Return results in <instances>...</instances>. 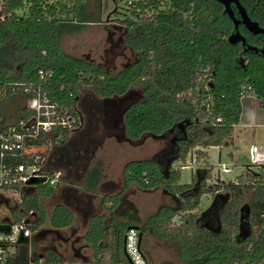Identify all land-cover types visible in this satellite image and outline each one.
<instances>
[{
    "label": "trees",
    "instance_id": "16d2710c",
    "mask_svg": "<svg viewBox=\"0 0 264 264\" xmlns=\"http://www.w3.org/2000/svg\"><path fill=\"white\" fill-rule=\"evenodd\" d=\"M118 1L113 0L116 5ZM239 2L264 27V0ZM124 4L131 19L126 20L123 42L134 58L111 76L100 66L65 54L60 48V31L73 23L69 15L87 21L82 13L84 0H1L0 52L8 49L12 63L6 65L0 60V99L16 94L26 101L33 89L40 88L77 115L79 87L90 86L102 101L122 103L117 112L122 132L119 138L130 142L149 136L164 140L151 157L130 160L123 167L126 183H134L141 190L161 187L172 202L171 206H160L138 226L140 234L150 230L175 242L181 258L189 264H264L261 170L247 169L233 181L209 185L211 168H198L189 183H182L180 169L169 164L175 160L185 164L189 153L199 161L207 157V152L198 146L232 141L241 113L243 85L251 86L249 92L262 98L264 107V65L260 56L250 52L245 68L237 64L242 44L227 41L234 31L233 23L216 0H124ZM231 6L238 16L235 6ZM242 31L247 39L259 38L244 26ZM16 63L20 64L18 73L14 71ZM206 72L207 78L202 79ZM27 87L29 92L25 91ZM206 95L212 96L208 106ZM30 115L24 105L20 118L27 120ZM216 116L221 117L220 122L214 121ZM79 125L40 135L32 142L45 149L50 142L62 144ZM89 173L91 180L97 181L98 173ZM37 187L45 194L52 189L48 185ZM248 189L251 192L246 196ZM205 194L211 195V204L197 213L200 197ZM227 194L229 200L223 202ZM25 212L23 217L33 216L28 225L32 231L46 221L40 200L33 199ZM104 217L93 218L84 236L95 251V264H129L122 249L127 223L111 220L105 224ZM71 221V214L60 205L48 220L58 229ZM22 241L27 243L28 238ZM101 241H106L104 247L109 253L103 261L98 253ZM18 255L9 263L17 257L27 258L25 251ZM44 263L60 264V260L50 252Z\"/></svg>",
    "mask_w": 264,
    "mask_h": 264
},
{
    "label": "rangeland",
    "instance_id": "374dc122",
    "mask_svg": "<svg viewBox=\"0 0 264 264\" xmlns=\"http://www.w3.org/2000/svg\"><path fill=\"white\" fill-rule=\"evenodd\" d=\"M46 1L53 2L54 0ZM126 7L124 0H119L117 5L113 0H84L82 13L86 16L85 20L87 21H78L72 14L69 15L68 19L72 20L73 23L65 25L59 33V44L62 52L73 57L86 59L94 65L103 68L111 76L115 75L126 65L131 64L134 58L133 52L123 42V37L126 33L124 30L126 20L131 19L130 12ZM0 57L1 63L11 65L12 60L8 49L2 50ZM14 71L17 73L20 72V64H15ZM207 74L209 73H203L202 79L207 78ZM208 80L210 79L208 78ZM261 102L262 98H258L253 91L246 94L241 99L239 121L234 125L233 143L205 147L207 151L205 162L193 161L194 153H189L186 158V165L180 168V181L189 182L191 180L192 170L197 166V163H202L200 165L211 168L213 177L219 174L221 179L225 181L235 180L247 168L253 167L251 169L255 172L260 170L255 166V163L257 161L264 166V107H262ZM25 104V100L16 94L1 98L0 127L11 124L20 118L21 108ZM90 105L102 107V99L92 87L80 86L76 100V108L82 118L81 125L71 133L70 137L64 143L52 144L50 142L46 146V149L42 146L41 149L46 150V167L48 169H51L52 161L56 159V156L66 158L71 164L74 163V160L79 162V159H75V153L82 151L81 148L85 145L81 140H78V137L85 132L89 121L93 125V129L90 130L93 133V139L89 141L87 146V154L91 153L93 156L91 158V165H89L91 168L92 166L94 168V166L101 167L104 165L106 166L104 168H108V173L117 171L119 166L116 163L118 161L122 162L123 159L138 155L148 158L163 146V138L145 137L141 144L137 145L129 144L125 141L124 137L120 139L117 132L114 130L109 131V129L107 130L105 128L100 117L97 118V115L100 113L95 112ZM90 114L93 116H90ZM110 116L112 117L111 114ZM230 153L233 155V158H231ZM87 154L84 156L87 157ZM181 163L178 160L174 163L173 167H179ZM221 164L227 166L229 171L223 172ZM74 177L76 176L74 175ZM213 177L208 180L207 183L209 185L215 181ZM40 188L38 187L37 194L31 193L26 195L22 192V187L9 190L7 192L9 195L7 202L9 208L2 205L0 213L8 215L13 221H18L19 217L25 215V211L33 202V199H40V202L45 208L46 221L39 227L49 226L47 218L52 207V201L41 194ZM250 192L251 189H248L246 196L250 195ZM130 199L138 207V213L142 220H146L149 216L155 214L160 206L172 205L170 198L163 193L160 187L145 191L137 190L134 196H130ZM14 200L18 203L17 208H13L16 205ZM211 201L210 194L202 195L200 197V203L196 208L197 213L198 211L205 210L211 204ZM19 209H22L24 213H20ZM67 230L62 229L60 233L63 234ZM141 234L142 247L146 252L150 264H156L158 262L189 264L181 258L178 245L175 242L159 237L148 230L143 231ZM27 243L29 247L27 258L21 260L17 257V261L15 260L12 264H29L30 257L33 256L36 258L38 253L43 252L42 249L46 245L51 247V251H48L45 255L53 252L60 260V264H72L75 262L73 260L75 255L73 248H71L70 244L68 245L61 241V238L57 234H53V236L46 235L42 238L36 237L33 242L30 237ZM82 253L89 254V251L82 250Z\"/></svg>",
    "mask_w": 264,
    "mask_h": 264
},
{
    "label": "built area",
    "instance_id": "2783aa9c",
    "mask_svg": "<svg viewBox=\"0 0 264 264\" xmlns=\"http://www.w3.org/2000/svg\"><path fill=\"white\" fill-rule=\"evenodd\" d=\"M39 73L41 74V71ZM250 88L249 84L241 87L242 98ZM25 91L29 92L30 89L27 87ZM32 92L33 95L25 101L26 107L31 111L29 118L27 120L18 118L0 130V209L2 205L9 208L7 203L9 190L18 187L23 189L36 188L38 185L52 187L58 185L62 176L61 171L46 167V151L43 154L42 146L34 145L32 140L54 130H72L79 123L81 125L79 114L75 115L58 101L51 100L40 88L33 89ZM204 99L207 106L212 104L211 95H206ZM214 121L220 122L221 117L216 116ZM255 164L261 170L264 179V166L257 162ZM221 166L223 172L229 171L227 166L223 164ZM32 178L35 181L29 183ZM31 222L30 217L13 221L8 215L0 213V264H10L9 262L13 260L17 245L31 235L32 230L28 227ZM123 249L132 264H149L137 227H127L123 238ZM34 260L36 264H45V259L40 256L32 257L29 264Z\"/></svg>",
    "mask_w": 264,
    "mask_h": 264
},
{
    "label": "crops",
    "instance_id": "0c3cea01",
    "mask_svg": "<svg viewBox=\"0 0 264 264\" xmlns=\"http://www.w3.org/2000/svg\"><path fill=\"white\" fill-rule=\"evenodd\" d=\"M3 127L4 126H1L0 130ZM232 140H233V135H232ZM125 141H127L131 145H137V144H141L143 140L138 142H130L125 139ZM230 143L232 144L233 142L231 141L223 145H228ZM198 149L206 151L205 147H200ZM230 156L231 158H233V155L231 153ZM76 157L75 159L76 160L79 159V162L74 160V163L71 164L70 162H68L66 158H63L62 156H56V159H53L52 161L51 169L61 171L62 174L61 180L58 183V185L52 187L49 193L45 194L41 190L40 192L41 194L45 195L48 199L52 201V207L50 209V213L47 218L48 220L52 210L57 205L63 206L71 214V218H72L71 224L62 229L73 228L72 233L69 235L68 240L65 242L68 245L70 244L71 248H73L74 250L75 255L73 260H75V262L73 264H95L96 262V256L94 255L95 251L93 247L85 241L84 238L87 230L89 229L90 222L91 220H93V218L104 215L105 224L110 223L111 220H115L119 223H127V227L135 226L137 228L138 226H140V224H143L146 221L145 219L144 220L141 219L140 214L138 213L139 212L138 207L134 202L132 203L130 199L131 195L134 196L137 190H141V189H139V187L134 183H126L123 179V167L128 161L135 159H143L146 157L138 155V156L130 157L128 159H123L122 162L118 161L116 163V165L119 166L117 171L116 170L113 171L112 169L113 172L110 173H108L109 172L107 170L108 168H104L106 167L104 165L101 167L94 166V168L93 166L92 168L91 166H89L91 165V158H93L91 153L87 154V157L83 155ZM176 161L178 160H175L171 163L172 168L180 169L181 166L186 165L185 162V164L181 163L179 167H173ZM200 161L205 162L206 158L200 159L199 161L196 162H200ZM200 164L197 163V166L193 170L191 169L192 170L191 179L193 173H195L198 168H205V166ZM251 168H247V169L252 170ZM247 169L245 170V172L241 174H245ZM91 170H95L98 173L97 181H95V178L91 180V176L89 173ZM180 173H181V169H180ZM74 175L76 177H74ZM211 177H213L212 174ZM213 178H215L214 182L225 181L221 179L219 174L218 175L216 174ZM93 182L96 183L94 185H91ZM189 182H182V183H189ZM155 188H159V187H155ZM37 189L38 187L23 188L22 192L24 193V195L36 193ZM15 204L16 205L13 208L18 207L17 206L18 203L16 200H15ZM42 207L45 212V208L43 205ZM27 217H33V216H27ZM27 217H23V218H27ZM45 217H46V212H45ZM62 229H58V231H62ZM141 238H142V234H141ZM25 244L27 243H24L22 241L17 245L16 255L22 252V249L24 250L26 248ZM141 244H142V239H141ZM105 245H106V241H101L100 243L101 248H98L99 249L98 253L100 252V257L102 261L108 259L109 256L107 248L104 247ZM122 249H123V242H122ZM82 250L89 251V254H83ZM143 251L146 255L144 249ZM123 253H124V249H123ZM158 263H162V262H158Z\"/></svg>",
    "mask_w": 264,
    "mask_h": 264
},
{
    "label": "flooded vegetation",
    "instance_id": "af4514ba",
    "mask_svg": "<svg viewBox=\"0 0 264 264\" xmlns=\"http://www.w3.org/2000/svg\"><path fill=\"white\" fill-rule=\"evenodd\" d=\"M242 26H243V24L239 23L238 29H239L240 33L245 37L247 44L255 46L258 49H261V48L264 49V34H256V36L259 37L257 39H253V40L247 39L245 33L242 31ZM241 51H242L241 55L237 56V59L241 58L242 61L240 63H238L236 61L238 65H240L243 68H245V66L249 62L248 54H250V52L254 53V55H259L261 60H262L261 61L262 65H264V53L260 52L259 50H257V51H255V50H246L245 46H243V45H242ZM102 104H103L102 107H98V106H95V105H90V107L92 109H94L95 112H98V113L101 114V116H99L100 114L97 115V118L100 117V119L102 121V124L105 126V128H107V130L108 129H109V131L110 130L111 131L114 130L115 132L118 133L119 136H121L122 135L121 122L118 119L117 112H118V108L122 106V103L120 104L119 102H114L113 104H111V103H106V102L102 101ZM110 114L112 115V117L110 116L111 118L109 117ZM114 114H115V116H113ZM90 116H93V115L90 114ZM92 129H93V125L89 121V124H88L87 129L85 130V132H83L78 137V140H81V142H83V144L85 146L83 148H81L82 151H79V152L75 153L76 154L75 157L76 156H81V155L84 156L85 154H87V152H88V147L87 146L89 144V141H92V139H93V136H92L93 133H91V131H90ZM72 231H73V228H70V229L67 230V232H64L63 234H61L60 231H58L57 228L49 225V226L36 228L35 230H33L31 232V235L29 236V238L31 237L32 238V242H33L36 237L37 238H40V237L42 238L43 236H46V235L53 236V234L54 235L57 234L61 238V241L66 242L68 240V238H69V235L72 233ZM74 243H75V241H74ZM25 246H26V248L24 250L22 249V252L25 251V253L28 255V248H29L28 247V243L25 244ZM42 250H43V252L38 253L37 257L40 256V257H43V259H45L46 258L45 254L48 251H51V247L46 245ZM31 259H32V256L30 257V260Z\"/></svg>",
    "mask_w": 264,
    "mask_h": 264
},
{
    "label": "water",
    "instance_id": "95a60500",
    "mask_svg": "<svg viewBox=\"0 0 264 264\" xmlns=\"http://www.w3.org/2000/svg\"><path fill=\"white\" fill-rule=\"evenodd\" d=\"M216 1L222 5V7H223L222 12L225 13L233 23L234 31L231 32L227 36V41L231 44H235L239 41L243 46H245L246 50H255V51L259 50L260 52L264 53V49H262V48L258 49L255 46L247 44L245 37L240 33V31L238 29V25H239V23L243 24V26L246 28V30L251 32L252 34H264V27L260 26L256 20H253L247 14L246 9L239 2V0H216ZM231 4H233L235 6L238 17L235 16V12H234ZM241 61H242L241 58L237 59L238 63H240ZM169 164H171V162ZM34 181H35V179L32 178L29 181V183H32ZM228 200H229V195L227 194L225 196L223 202H226ZM25 221H27V220H25ZM125 256L129 262V264H132L130 259L127 257L126 254H125Z\"/></svg>",
    "mask_w": 264,
    "mask_h": 264
}]
</instances>
